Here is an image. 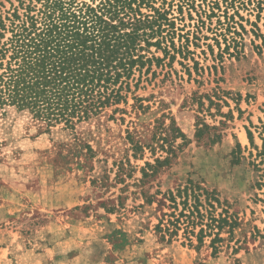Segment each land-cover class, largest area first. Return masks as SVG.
I'll return each instance as SVG.
<instances>
[{"label":"rangeland","instance_id":"rangeland-1","mask_svg":"<svg viewBox=\"0 0 264 264\" xmlns=\"http://www.w3.org/2000/svg\"><path fill=\"white\" fill-rule=\"evenodd\" d=\"M155 1L175 24L168 54L152 47L163 59L136 91L149 108L130 99L124 119L77 132L13 108L0 114V264H264V0ZM172 119L188 141L159 166L166 152L148 146L155 125ZM198 119L218 126L220 141L198 139ZM130 137L144 148L135 152ZM189 178L235 203L244 248L214 255L209 242L156 231L158 205L145 196Z\"/></svg>","mask_w":264,"mask_h":264},{"label":"trees","instance_id":"trees-1","mask_svg":"<svg viewBox=\"0 0 264 264\" xmlns=\"http://www.w3.org/2000/svg\"><path fill=\"white\" fill-rule=\"evenodd\" d=\"M8 2L10 7L0 10V114L13 108L77 132L92 122L118 119L117 114L124 119L130 99L137 109L150 107L136 91L152 63L163 59L152 47L168 54V25L175 23L164 4L156 6L155 0ZM217 128L198 119L195 136L201 139L207 134L216 143L222 137ZM248 135L253 137L250 129ZM179 138L183 142L176 146ZM130 140L135 152L144 148ZM152 140L148 147L153 152L157 147L166 152L156 158L160 166L168 165L188 138L172 119L169 125L165 121L155 125ZM262 140V146L256 147L257 166L264 163V136ZM147 166L154 165L147 162ZM143 173L149 174L146 168ZM257 183L264 186V181ZM145 198L157 203L155 229L168 242L179 237L190 246L209 242L214 255L224 245L234 252L246 245L247 240L236 237L241 219L235 203L193 178Z\"/></svg>","mask_w":264,"mask_h":264}]
</instances>
